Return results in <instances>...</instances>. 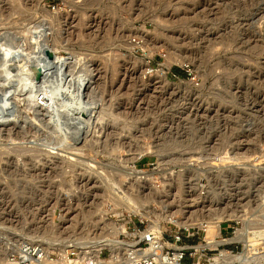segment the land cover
Returning <instances> with one entry per match:
<instances>
[{
  "label": "rangeland",
  "instance_id": "374dc122",
  "mask_svg": "<svg viewBox=\"0 0 264 264\" xmlns=\"http://www.w3.org/2000/svg\"><path fill=\"white\" fill-rule=\"evenodd\" d=\"M40 34L69 76L30 75ZM1 43L15 51L13 82L24 75L37 91L0 123V264L23 240L99 252L113 225L143 219L147 231L155 219L170 231L171 214L200 227L229 202L239 216L189 241L187 261L211 264L224 249L239 254L233 264H264V238H238L264 226V0H0ZM60 85L96 107L81 135L70 115L59 126L46 111L71 97ZM206 240L218 242L208 256Z\"/></svg>",
  "mask_w": 264,
  "mask_h": 264
},
{
  "label": "bare ground",
  "instance_id": "6f19581e",
  "mask_svg": "<svg viewBox=\"0 0 264 264\" xmlns=\"http://www.w3.org/2000/svg\"><path fill=\"white\" fill-rule=\"evenodd\" d=\"M37 31L41 32V30H37ZM42 31H44V30H42ZM43 35L44 34L37 35L38 36V45H37V48H36L37 49V51H36L37 55H33V56H36L39 62H35L34 61V62L31 63L30 71H29L30 75L33 76L36 80H37V78L43 79V77L54 76L53 74L56 73V72L59 75H65V77L69 76V73H67V71L65 70V66L68 64V57H65L63 55L57 54L56 50H54L53 47H51L48 44H46V42L44 41L45 38L42 37ZM0 47L2 49V52H1V54H2L1 59L3 60L2 64L5 65V71H4L5 75H4V77L1 76V78H0V90L4 89L1 92V95H0V123H5V122H7L6 121L7 118H9L10 115L12 116L13 112L14 113L17 112V108L16 107H18V105L16 104V102L17 101L20 102L22 100L21 97L18 98L17 100H15V97L21 96L22 92H26V93L28 92L29 95H28V97L26 99L28 101H30L31 99H34V101H35L37 85H36L35 81H33L32 79L26 78V77L24 78V75L21 76L23 80L19 79L20 82L18 84H16V82H13V80L17 76H20V74H21V73L20 74L14 73L13 72L14 70H12L13 68L9 69V66L14 61H16V60L11 61V59H12L11 57H12V55L14 56L15 51H14L13 48H11L10 46H7L4 43H1ZM47 51H48V53H47ZM3 57H4V59H3ZM16 63H17V61H16ZM2 68H4V66ZM70 77H72V76H70ZM85 80H87V79H85ZM78 83L80 85H82V83H84V80L81 81V79H80V82H78ZM59 89L61 91L60 92L61 95H64V97H65V94H69L71 97L68 98L67 100H65V99L60 100L61 103H60L59 107H52V108H50L51 106L47 107L46 111H47V113H49V115L51 117V120L54 119V118L56 120L57 119L59 120V122H57V123H59V126L63 122L62 121L63 114L67 113L68 116L70 115V118L74 119V121H76V123H77L76 125H78L76 127L77 128V134L81 135L83 129H85V130L87 129L88 130L89 127H93V119L95 117H98L97 116V111H95L96 107H87L88 106V102L83 100L82 93H80L81 91H76L73 88H70L69 86H66V87L62 88V85L59 86ZM49 100H50V98H49ZM52 114H54V115L52 116ZM84 133L86 134V132H84ZM73 138L75 139V137H73ZM80 140H81V138H80ZM158 148H159V146H158ZM68 160H71V159H68ZM75 160H78V159H74V161ZM127 171L130 174H132V175L134 174L135 176H140L141 174H145L146 173L145 171L138 170L133 165ZM198 173L199 172H197V174ZM189 176H192V175H187V174L180 175L179 179L177 180V182L179 184L184 183L185 180L190 179ZM185 178H187V179H185ZM118 196H120V195H118ZM212 197H214V196H212ZM124 198H122V196H121V199L128 205V207H130V209H132L135 212H137L138 214H140L143 218L147 217V215L141 210L140 206H136L135 205L136 203H135V200L133 199V197H131L130 195H128V197H127V195H126V197H124ZM218 198H216V199H218ZM232 200L235 201L236 199L234 200V198H233ZM227 204H228V202H227ZM234 206H235V204L232 205L229 202V206H227V208L223 207V209H221V210H220V208H218L220 211H223L222 213L228 212L226 215L218 213V215L215 217V219L214 220L211 219L212 221L210 220V222L198 219V221H199L198 225L207 226L208 227V231L211 234H213L215 231L217 233H219L220 226H221L220 225V221L222 219L224 220L227 217L233 218L234 216H239V214H236V212L231 210ZM229 211H232V212H229ZM165 220H167V221H169L171 223H175V224H177L179 226L190 227V226H192L191 224H193V223L188 222L187 219H186V221H183V220L181 221L179 219H175L171 214L167 215ZM182 224H184V225H182ZM256 227L257 228L253 227L254 230H247L246 231L244 229V231L238 236L239 239H241L243 242H245V246H249L251 248V246L255 245L253 242H254V240L256 238H261V237L264 238L263 237L264 236V226H261L259 228H258V226H256ZM125 230H126V227H123V226L122 227H118V226L113 225L111 227V230H108L107 232H105V234L102 235V239L100 241H98V242H100V244L98 245V251L100 252V251H102L104 249L110 248L112 250V255L116 254L117 251H114V248H116L119 245H121V239L117 238V234L119 232H123ZM162 231H163V227L161 225V221L160 220L151 219L150 220L149 229L147 231L145 230V232L143 231L142 234H143L144 237L148 235L149 237L152 238L153 235L157 234L158 232H162ZM213 244L217 245L218 242H215ZM92 245H94V244H92ZM17 246L18 245H16V247ZM85 248L91 249L90 247H85ZM235 257L239 258V254L235 255L234 253L223 249V250L220 251L219 255H217L216 257H214L212 259H210V262H211V264H233L232 261H233V259ZM7 259L6 258L4 259L3 264H16L15 262L10 261L8 257H7ZM239 263L240 264H245L246 260H241Z\"/></svg>",
  "mask_w": 264,
  "mask_h": 264
},
{
  "label": "built area",
  "instance_id": "2783aa9c",
  "mask_svg": "<svg viewBox=\"0 0 264 264\" xmlns=\"http://www.w3.org/2000/svg\"><path fill=\"white\" fill-rule=\"evenodd\" d=\"M55 7L54 5L53 9ZM259 209L264 218V194ZM170 224V231L165 229L151 238L142 234L143 219L138 223L127 221L126 230L120 234L121 245L114 248L117 253L112 255V250L109 249L111 254L107 257L103 255V250L97 252L72 244L63 250H51L41 241L23 240L9 253L8 258L16 264H200L187 261L196 254L189 241L195 239L200 232H207L208 227ZM208 240L206 247H203L204 256H208V246L215 243Z\"/></svg>",
  "mask_w": 264,
  "mask_h": 264
},
{
  "label": "trees",
  "instance_id": "16d2710c",
  "mask_svg": "<svg viewBox=\"0 0 264 264\" xmlns=\"http://www.w3.org/2000/svg\"><path fill=\"white\" fill-rule=\"evenodd\" d=\"M174 71L179 73L180 72V69L179 68H174Z\"/></svg>",
  "mask_w": 264,
  "mask_h": 264
},
{
  "label": "water",
  "instance_id": "95a60500",
  "mask_svg": "<svg viewBox=\"0 0 264 264\" xmlns=\"http://www.w3.org/2000/svg\"><path fill=\"white\" fill-rule=\"evenodd\" d=\"M47 53H48V51H47ZM50 56V55H49ZM51 57V56H50ZM52 58V57H51Z\"/></svg>",
  "mask_w": 264,
  "mask_h": 264
}]
</instances>
